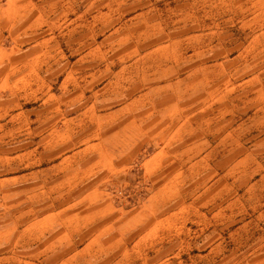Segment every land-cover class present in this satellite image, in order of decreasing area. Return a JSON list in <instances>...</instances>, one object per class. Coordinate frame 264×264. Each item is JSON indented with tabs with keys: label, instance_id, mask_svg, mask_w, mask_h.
<instances>
[{
	"label": "rangeland",
	"instance_id": "obj_1",
	"mask_svg": "<svg viewBox=\"0 0 264 264\" xmlns=\"http://www.w3.org/2000/svg\"><path fill=\"white\" fill-rule=\"evenodd\" d=\"M8 1L0 0V11ZM45 1L34 0V3L43 4ZM61 7L59 27L50 29L44 26L38 35L44 36L48 29L53 31L46 36L52 37L48 42V56L60 58L62 63L73 57L83 58L78 64L83 78L81 84L90 96L91 92L96 94L91 99L96 103L100 117L107 112L113 115L114 121L106 125L111 129L107 138L114 142V161L119 170L114 178H107L105 171L100 170L92 177L76 179L72 184L75 187L65 188L54 177L58 166L53 167L56 169L50 172L52 176L47 182L52 197L51 209L59 201L64 202L63 207L67 208L66 201L72 205L83 196L79 206L83 205L85 211L86 203L91 200L86 195L92 184L97 189V195L92 199L113 202L124 210L131 205L143 206L149 200H154L155 192L163 185H175L177 190L189 191L188 195L183 194L176 200L187 199V196L189 200L193 199L194 216L200 220L199 213L208 212L215 207L213 202L217 205L219 201L217 193H204V187L219 184V175L213 176L214 169L224 155L235 149L239 139L242 145H238V149L249 153L251 159L256 158L259 165L262 164L264 0H65ZM40 9L43 10L41 6ZM91 12L99 15L95 21L90 18ZM2 35L4 49L8 53L18 48H21V52L31 51L26 50L30 45L26 34L12 37L3 31ZM17 55L20 54H11V58ZM168 85L170 87L159 95L153 93L154 88ZM140 95H144L140 99L146 105L140 106L136 114L141 111L145 113L152 105L156 112L163 113L172 108L176 112L178 132H175V138L178 139L164 150L173 151V156H167L158 169L149 167L150 159L160 147V137H154V131L148 134L144 129L132 130L131 143L126 145L122 140L124 116L121 108ZM37 102L39 104L41 100ZM81 103L83 108L74 114L65 112L69 101L61 105L64 110L62 114L68 119L66 127L49 144H36V156L48 155L51 164L57 165L60 158L56 159V156L79 152L87 145L88 131H92L96 125L93 128L88 126L86 121L89 117L80 115L86 101ZM57 115L49 111L31 116L28 114L31 119L38 117L39 122L47 120L61 125ZM104 120H110V117ZM28 122H24L22 127H5L4 134L9 138L17 135L21 139L27 135ZM138 124L143 125L144 122L138 121ZM32 126L36 133L42 131V124L38 121ZM227 131L232 132L233 136L226 143L222 141V136ZM25 149L21 148L18 153ZM204 152L211 153L213 169L210 174L203 176L207 163L202 161L190 172L188 167L192 168L191 163ZM130 153V159L123 162L125 154ZM81 156L83 154H78L76 160ZM171 159H175V168L172 164L167 165ZM81 165L82 162H79L74 169L80 170ZM12 168L25 170L24 157L20 156L17 165ZM39 168L41 166H35V169ZM4 169L3 172L7 171ZM258 172L256 203L246 202L248 212L257 224L243 230L245 239L238 240V245L246 246L255 238L257 245L264 243V179H261L263 172L260 169ZM25 182L20 181L21 184ZM211 195L212 200L209 198ZM204 196H208V199H204ZM1 202L4 204V199H0ZM203 205L208 207L201 208ZM16 211L2 206L1 216L6 212L7 217L0 221L10 220ZM16 213L17 216H27L26 208H20ZM255 242L250 245L253 246ZM156 247L158 245L152 249ZM119 252L120 248L115 250L114 255L111 252L109 256L84 258L90 259L85 264L156 263L154 254L147 258L137 257L135 254L138 251L131 249L129 256H116ZM254 252H263L260 255L264 256V248Z\"/></svg>",
	"mask_w": 264,
	"mask_h": 264
},
{
	"label": "crops",
	"instance_id": "obj_2",
	"mask_svg": "<svg viewBox=\"0 0 264 264\" xmlns=\"http://www.w3.org/2000/svg\"><path fill=\"white\" fill-rule=\"evenodd\" d=\"M63 1L65 0H46L43 4H36L34 0H9L0 11V199H4V204L0 203V209L4 206L18 212L20 208H26L27 215L17 216L18 213L14 212L10 220L0 221V263L85 264L90 259L84 258L109 256L111 252L114 255L115 250L120 248L121 252L116 256H129V251L134 249L138 251L135 254L137 257L147 258L154 254L155 264H264V256L260 255L263 252H254L263 249L264 243L257 245L258 240L255 238L250 241L256 240L253 246L250 243L246 246L238 245V240L245 239L243 230L257 224L248 212L246 202L256 203L259 169L263 172L261 179H264V157L259 165L256 158L251 159L249 153L238 149V145H242L240 139L235 149L224 155L214 169L213 176L219 175V184L204 187V193H217L219 201L217 205L213 202L215 207L209 209V213L200 212V220L194 216L193 199L189 200L187 196V199L176 200L183 194L188 195L189 191L185 193L177 190L175 185H163L155 192L154 200H149L143 206L131 205L124 210L113 202L92 199L97 195V189L92 184L86 195L91 200L86 203L85 211L83 205L79 206L83 202V196L72 205L66 201L67 208L63 207L64 202L59 201L51 209L52 197L47 182L52 176L50 172L56 169L53 167L58 166L54 177L65 188L75 187L72 184L79 177L86 179L103 170L107 178H114L119 170L114 161V142L107 138L111 129L106 125L114 121L113 115L107 112L100 117L96 103L91 99L96 94L91 92L90 96L81 84L83 78L78 64L83 58L73 57L62 63L60 58L47 55L48 42L52 37L46 36L53 32L50 29L59 27ZM92 13L90 18L95 21L99 15ZM44 26L50 29L47 28L48 32L44 36H39L38 33ZM3 31L12 37L15 34H26L30 44L26 50L31 51L21 52V48H18L8 53L4 49ZM16 52L20 55L11 58V54ZM168 87L170 85L160 86L152 91L159 95ZM142 96L144 95L121 108L124 116L122 140L129 145L132 130L144 129L148 134H153L154 131L153 136L160 137V147L150 159L149 167L158 169L167 156H173V151L164 150L178 139L175 138V132H178L176 112L173 108L163 113L156 112L152 105L145 113L141 111L136 114L135 111L140 106L146 105L140 99ZM38 100H41L39 104ZM67 101L70 103L67 105L70 108L66 106L65 109L68 114L80 111L83 108L81 102L86 101L80 115L89 117L86 121L88 126H96L88 131L87 145L83 149L56 156V159L60 158L58 164L52 165L50 156H36L35 145L49 144L58 137L57 134H61L68 121L62 114L64 110L61 105ZM44 111L57 113L61 125L47 120L39 122L38 117L31 119L28 116ZM107 117L110 120H104ZM26 121L28 131L25 137L19 139L17 135L10 138L5 135L8 126L22 127ZM37 121L42 124L40 133H36L32 126ZM138 121H143L144 124H138ZM234 129L236 128L232 130ZM232 136L233 133L227 131L222 136V141L227 143ZM25 147L22 153H18ZM80 153L83 156L76 160ZM20 156L26 161V169L22 171L12 168L17 165ZM131 156L132 153L125 154L123 162ZM210 156V152H204L198 160L191 163L189 171L192 172L194 166L202 161L207 163L203 176L209 175L213 169ZM79 162H82L81 169H74V165ZM174 162L175 159H171L167 165L172 164L175 168ZM36 165L41 168L35 169ZM3 169L7 171L3 172ZM20 181L26 182L21 184ZM203 198L208 199V196ZM209 198L212 200V195ZM6 217V212L3 216L0 213V219ZM129 244H132L131 247ZM156 245L158 247L153 250L152 247ZM146 249L149 251L145 252Z\"/></svg>",
	"mask_w": 264,
	"mask_h": 264
}]
</instances>
